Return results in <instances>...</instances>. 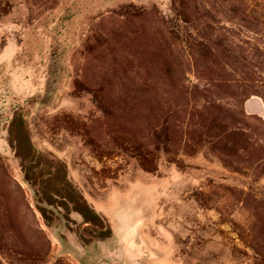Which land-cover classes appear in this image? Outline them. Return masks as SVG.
<instances>
[{"label": "rangeland", "instance_id": "374dc122", "mask_svg": "<svg viewBox=\"0 0 264 264\" xmlns=\"http://www.w3.org/2000/svg\"><path fill=\"white\" fill-rule=\"evenodd\" d=\"M0 264H264V0H0Z\"/></svg>", "mask_w": 264, "mask_h": 264}, {"label": "trees", "instance_id": "16d2710c", "mask_svg": "<svg viewBox=\"0 0 264 264\" xmlns=\"http://www.w3.org/2000/svg\"><path fill=\"white\" fill-rule=\"evenodd\" d=\"M92 212V214H95L93 211H91ZM82 215L85 217V219H89V216H88V214H87V212L86 211H82Z\"/></svg>", "mask_w": 264, "mask_h": 264}, {"label": "bare ground", "instance_id": "6f19581e", "mask_svg": "<svg viewBox=\"0 0 264 264\" xmlns=\"http://www.w3.org/2000/svg\"><path fill=\"white\" fill-rule=\"evenodd\" d=\"M127 234V233H126ZM137 239V238H136ZM136 241V240H135ZM80 246V245H79ZM78 247V246H77ZM107 248H108V246H107ZM77 249H79V248H77ZM104 249V248H103ZM101 250H102V248H101ZM114 251V250H113ZM118 253V252H117Z\"/></svg>", "mask_w": 264, "mask_h": 264}]
</instances>
